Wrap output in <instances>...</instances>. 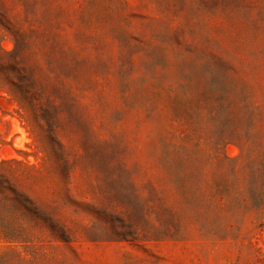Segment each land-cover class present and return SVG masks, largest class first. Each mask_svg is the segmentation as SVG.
<instances>
[{
  "label": "rangeland",
  "instance_id": "374dc122",
  "mask_svg": "<svg viewBox=\"0 0 264 264\" xmlns=\"http://www.w3.org/2000/svg\"><path fill=\"white\" fill-rule=\"evenodd\" d=\"M0 264H264V0H0Z\"/></svg>",
  "mask_w": 264,
  "mask_h": 264
}]
</instances>
